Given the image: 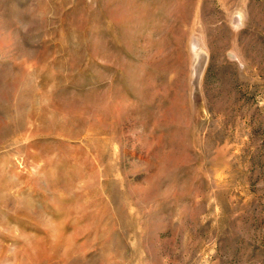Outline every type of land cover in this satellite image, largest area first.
Instances as JSON below:
<instances>
[{
	"label": "rangeland",
	"instance_id": "obj_1",
	"mask_svg": "<svg viewBox=\"0 0 264 264\" xmlns=\"http://www.w3.org/2000/svg\"><path fill=\"white\" fill-rule=\"evenodd\" d=\"M0 264H264V0H0Z\"/></svg>",
	"mask_w": 264,
	"mask_h": 264
}]
</instances>
